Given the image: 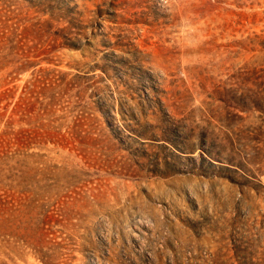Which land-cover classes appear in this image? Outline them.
I'll return each mask as SVG.
<instances>
[{
    "label": "rangeland",
    "instance_id": "obj_1",
    "mask_svg": "<svg viewBox=\"0 0 264 264\" xmlns=\"http://www.w3.org/2000/svg\"><path fill=\"white\" fill-rule=\"evenodd\" d=\"M0 264H264V0H0Z\"/></svg>",
    "mask_w": 264,
    "mask_h": 264
}]
</instances>
